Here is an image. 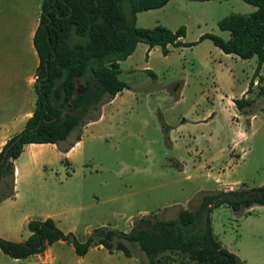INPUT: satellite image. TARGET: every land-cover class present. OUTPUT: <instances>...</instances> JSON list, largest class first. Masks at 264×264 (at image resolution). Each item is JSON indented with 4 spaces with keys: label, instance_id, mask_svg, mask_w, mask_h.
Segmentation results:
<instances>
[{
    "label": "rangeland",
    "instance_id": "obj_1",
    "mask_svg": "<svg viewBox=\"0 0 264 264\" xmlns=\"http://www.w3.org/2000/svg\"><path fill=\"white\" fill-rule=\"evenodd\" d=\"M254 11L241 0H171L166 7L144 12L145 25L185 24V43L196 45L176 49L169 58L154 53L156 77L123 62L119 78L129 89L101 107L105 117L83 134L72 165L57 163L44 170L46 180L35 173L20 186L14 215L6 218L16 222L15 242L29 233L19 222L20 213L34 220L52 215L62 231L85 242L99 228L128 234L140 218L176 219L184 210H195L199 195L208 192L264 186V99L255 84L247 95L256 101L253 114L239 112L233 102L246 95L243 87L251 81L257 59H226L223 96H217L212 73L220 61L206 66L200 60L212 48L219 49L209 40L196 43L201 32L229 40L219 21ZM210 218L219 240L244 264H264V206L238 212L221 206ZM130 247L131 257L92 247L83 263L67 242L52 247L53 262L46 255L15 260L0 250V264H147L144 254ZM161 264L194 263L166 254Z\"/></svg>",
    "mask_w": 264,
    "mask_h": 264
},
{
    "label": "trees",
    "instance_id": "obj_2",
    "mask_svg": "<svg viewBox=\"0 0 264 264\" xmlns=\"http://www.w3.org/2000/svg\"><path fill=\"white\" fill-rule=\"evenodd\" d=\"M169 1H42L34 39L40 60L36 107L25 130L10 139L0 152V203L15 193L14 161L25 145L55 144L64 152L69 151L81 141L83 128L100 119L101 107L129 89L119 78L121 63L134 53L138 44L145 43L151 49L160 47L164 56L170 54L171 48L196 45L181 41L186 37V26L175 32L162 25L137 26L139 13L163 8ZM241 1L253 6L255 11L248 15L234 13L219 21V29L230 33L229 40L207 33L198 43L210 40L226 55L243 61L257 59L246 95L233 101L239 112L247 110L253 114L256 101L247 95L252 93L255 84L257 95L264 99V76L261 75L264 69V0ZM73 133H77L75 142L62 148ZM198 200L195 210H184L176 219L140 218L128 234L99 228L85 242H80L72 232L62 231L51 218L31 220L27 224L30 236L25 242L0 237V250L12 259L22 260L43 254L49 246L64 241L73 245L79 257L86 256L97 246L111 253L122 251L126 257H131L132 246L144 254L147 264H161V257L166 254L185 257L194 264H244L219 241L210 215L221 206L235 212L264 206V186L208 192L199 195Z\"/></svg>",
    "mask_w": 264,
    "mask_h": 264
},
{
    "label": "crops",
    "instance_id": "obj_3",
    "mask_svg": "<svg viewBox=\"0 0 264 264\" xmlns=\"http://www.w3.org/2000/svg\"><path fill=\"white\" fill-rule=\"evenodd\" d=\"M168 4L166 6H168ZM41 5V0H0V152L10 139L25 130L35 110L37 101V82L34 81V77L37 74L40 60L35 48L34 39L40 23ZM143 13L144 12L137 15V26L140 28H154L158 25H162L175 32L181 26H186L181 23L177 24L176 27L170 26L162 21H155V23H153L154 25L151 26L145 25L144 18H142ZM186 28V37L181 40L183 43L186 42V38L188 37V27L186 26ZM204 34L206 33L201 32L198 35V41L196 42L198 45L208 41L204 40L198 43L200 37ZM180 48L182 49L183 47L171 48V52ZM156 52L163 55L160 47L151 49L147 44L140 43L137 45L134 53L124 62L130 63L132 65V70L146 71L156 77L157 74L154 73L156 63L153 61V56ZM169 56L170 54L168 56L163 55V58H169ZM230 57H232V59H239L236 56L224 54L220 49L215 50V48H212L210 54L205 59L201 58L200 60V64L206 66L216 63L217 60L220 61V63H217L219 66L214 68L215 71L212 73V77L215 80V90H217L215 93L217 96L218 94L223 96L221 91L223 89V84L221 82L225 74L223 62ZM122 64L123 62L121 66ZM254 69L253 73L255 71ZM249 83L250 81L245 83L243 87V89H245L244 92L248 90ZM106 105L109 104L103 105V109ZM104 117V112L101 111L100 119L87 124L83 128V134L96 129L100 122L103 121ZM254 117L255 115L252 116V118ZM75 135L76 133H73L67 141L66 146H62V148L68 147V143L75 142ZM2 139L4 141L1 143ZM82 143L83 137L81 141L75 143L67 152L62 151L61 148L55 144H28L24 146L22 154L14 161L15 193L13 197L0 203V215L4 216L2 223L8 224L7 226L0 225V237L15 242L12 236L16 229L14 225L16 222L6 220V218H10L14 215V210H16L15 208L17 207V201L20 195V186L32 180L35 173H38L42 179L46 180L47 173H45L44 170L51 168L57 163L61 165L66 163L67 166L72 165L73 158L75 157L74 154L79 150V147L82 146ZM67 177H70V175ZM19 215V222L21 224L27 225L31 220H34L30 215L22 213ZM48 218L55 221L52 215H47L38 220H46ZM2 223L0 221V224ZM29 236L30 233H28V237ZM27 239L18 242H25ZM57 243H64V241H59ZM54 245L55 244L49 246L43 254L32 257L46 255V261L53 262L54 253L52 247ZM85 257L86 256L79 257L78 263H83Z\"/></svg>",
    "mask_w": 264,
    "mask_h": 264
},
{
    "label": "built area",
    "instance_id": "obj_4",
    "mask_svg": "<svg viewBox=\"0 0 264 264\" xmlns=\"http://www.w3.org/2000/svg\"><path fill=\"white\" fill-rule=\"evenodd\" d=\"M35 80H38V76L37 75L35 76Z\"/></svg>",
    "mask_w": 264,
    "mask_h": 264
},
{
    "label": "water",
    "instance_id": "obj_5",
    "mask_svg": "<svg viewBox=\"0 0 264 264\" xmlns=\"http://www.w3.org/2000/svg\"><path fill=\"white\" fill-rule=\"evenodd\" d=\"M22 137V135H20L19 137H18V139H20Z\"/></svg>",
    "mask_w": 264,
    "mask_h": 264
}]
</instances>
